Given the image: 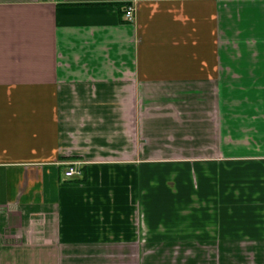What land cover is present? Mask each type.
<instances>
[{
    "label": "crops",
    "instance_id": "crops-1",
    "mask_svg": "<svg viewBox=\"0 0 264 264\" xmlns=\"http://www.w3.org/2000/svg\"><path fill=\"white\" fill-rule=\"evenodd\" d=\"M0 264H264V0H0Z\"/></svg>",
    "mask_w": 264,
    "mask_h": 264
},
{
    "label": "built area",
    "instance_id": "built-area-1",
    "mask_svg": "<svg viewBox=\"0 0 264 264\" xmlns=\"http://www.w3.org/2000/svg\"><path fill=\"white\" fill-rule=\"evenodd\" d=\"M124 16L127 21L131 22L133 21L134 15H133V8L130 6H127L125 8ZM81 163L80 162H75V161H70L65 163L66 171L64 173L65 178L67 179H72L73 177H76L80 175V169L77 168Z\"/></svg>",
    "mask_w": 264,
    "mask_h": 264
}]
</instances>
